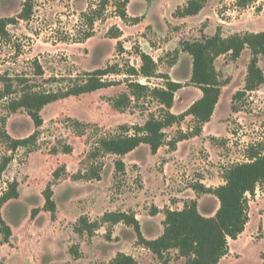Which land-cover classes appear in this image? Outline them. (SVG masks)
<instances>
[{
    "label": "rangeland",
    "instance_id": "rangeland-1",
    "mask_svg": "<svg viewBox=\"0 0 264 264\" xmlns=\"http://www.w3.org/2000/svg\"><path fill=\"white\" fill-rule=\"evenodd\" d=\"M188 1L128 0L127 19L121 20L114 0H36L29 20L0 31V162L12 158L0 192L16 182L19 193L0 209L10 229L7 236L0 231V264H111L119 252L138 264L186 263L176 250L158 258L139 245L131 227L119 223L114 229L117 224L106 215L138 213L149 219L158 210L155 202L162 212L169 202L172 211L196 203L206 218L216 213L220 203L208 191L224 185L227 170L249 162L250 148L264 141V83L232 101L245 86L249 49L236 60L227 54L214 63L223 85L210 127L217 138L197 139L194 151L182 145L179 156L169 155L175 141L197 126L188 116L164 130L156 157L147 145L119 157L104 152L100 142L131 136L149 120H164L168 109L154 90L166 89L168 79L184 85L174 94L171 114L180 116L195 102L192 60L183 52L184 43L264 32V0H245V5L205 0L197 15L182 18ZM22 5L23 0H0V20L15 19ZM142 54L154 63L150 77L139 73ZM258 66L264 76V56ZM97 70L107 72L101 77L105 87L64 96ZM27 89L60 98L40 111L35 142L11 152L6 136L24 139L35 131L28 112L12 106ZM119 160L122 172L115 166ZM48 188L54 213L43 209ZM247 202L244 231L228 239V253L218 264H264V184L247 195ZM82 219L95 226V233L83 227ZM161 225L159 219L144 221L146 236L152 239Z\"/></svg>",
    "mask_w": 264,
    "mask_h": 264
},
{
    "label": "trees",
    "instance_id": "trees-1",
    "mask_svg": "<svg viewBox=\"0 0 264 264\" xmlns=\"http://www.w3.org/2000/svg\"><path fill=\"white\" fill-rule=\"evenodd\" d=\"M35 1L23 0L22 9L15 19L0 20V31H3L7 24L29 20L33 15ZM204 1L189 0L186 7L180 11V17L197 15L202 9ZM114 3L117 16L121 20H126L128 0H114ZM245 3V0L240 1L241 5H245ZM246 48L250 51L251 59L247 66L245 86L243 90L234 94L232 101L256 91L264 83L263 72L258 66V57L264 56V32L236 34L229 38H222L216 34L201 42H186L183 52L187 53L192 60L190 82L201 91L202 97L180 116L171 114L174 94L184 85L168 79L166 89L154 90L161 104L168 109V116L164 120H149L142 128H137L136 133L131 136L103 139L100 142L101 149L108 154L123 157L133 152L140 145H147L150 152L155 155L164 144V130L171 127L177 120H182L188 116L195 120L197 126L192 129L190 134H182L173 146L175 147L178 142L200 136L203 126L210 121L214 113L223 86L218 79L214 66L215 61L220 56L227 54L236 60ZM141 59L143 66L139 73L145 77H150L155 67L154 63L145 54L141 55ZM106 73L105 70H97L87 74L88 80L85 84L65 92L64 96H76L105 87L107 84L101 81V77L105 76ZM59 98L60 96L54 93L40 94L33 92L32 89H27L23 90L20 98L12 100L14 110L23 108L28 112L35 131L24 139H12L6 136L9 151L14 152L35 142L37 129L42 125L40 111L44 106L57 101ZM11 161V157H5L0 162V180ZM115 166L118 171H124L123 161H117ZM224 181V185L208 191L220 203L219 209L212 217L202 216L197 210L196 203H192L190 207L187 206L181 211L167 210L163 222V234L155 240H146L142 236L139 222L135 216L110 213L106 217L112 224L124 223L131 227L137 236L139 245L146 247L160 259L170 250H176L180 257L186 259L185 264H218L221 258L228 253V239L236 240L248 222L247 195H254L256 187L264 184V141L250 148L249 162L230 167L225 174ZM18 197L17 183H9L8 188L0 192V209L5 203L12 199H18ZM43 209L52 213L56 210L53 192L50 188L44 194ZM37 211L34 210L32 216ZM81 224L89 230L90 234L95 233L93 224H89L85 219L81 220ZM0 231L4 232L6 236L10 235V229L1 218V214ZM111 264L138 263L131 256L118 253Z\"/></svg>",
    "mask_w": 264,
    "mask_h": 264
},
{
    "label": "crops",
    "instance_id": "crops-1",
    "mask_svg": "<svg viewBox=\"0 0 264 264\" xmlns=\"http://www.w3.org/2000/svg\"><path fill=\"white\" fill-rule=\"evenodd\" d=\"M179 83V82H178ZM196 90V100L197 101L198 99H200L202 97V93L201 91L198 89V88H194ZM193 103V102H192ZM219 103V101H218ZM217 103V105H218ZM174 104H176V99L174 101ZM216 105V107H217ZM216 107H215V110H216ZM215 110H214V113L210 119V121L208 123H206L204 126H203V129H202V133L200 136H197V137H192V138H189L188 140H184V141H181L177 144V148L176 150L172 151L171 153H169V155H174V156H179V153L181 151V148H182V145H185V148L186 149H189V150H192L194 151V148L192 147V143L197 140V139H201V138H207V137H214V138H217L218 137V134L217 132H215V128H210L212 123L214 122V118H215ZM172 111H173V107H172ZM174 113V112H172ZM175 115H177L176 113H174ZM142 145H140L138 148H140ZM137 148V149H138ZM137 149H135L133 152L129 153L128 155L126 156H129V155H132ZM149 152H150V149H149ZM153 157H156L155 155H152ZM174 161V160H173ZM165 166H171V162H167L165 164ZM160 176H163L162 173H158ZM158 200V198H156V201ZM168 205H169V210L172 211L173 210V205H171V203L168 202ZM155 207H157V211L155 212V215H152V216H148L149 219H145V220H142L139 218V215L138 213L135 215V218L136 220L139 222V225H140V230H141V234L142 236L146 239V240H155L157 238H159L162 234H163V225L160 226L159 229H155L154 233H153V237H151L152 239H150V237H147L145 232H144V228H143V222L144 221H151V220H156V219H159V222L160 224L162 222H164V215H165V212H162V207L158 206V204L155 202ZM180 210V209H179ZM200 211V210H199ZM202 215V214H201ZM203 216V215H202ZM206 217V216H204ZM208 217H211V216H207ZM121 224H117L116 226H114V229H116L117 227H119ZM125 228H128L130 229V227H126ZM119 253H122V252H119ZM124 254V253H122ZM125 255H128V254H125Z\"/></svg>",
    "mask_w": 264,
    "mask_h": 264
}]
</instances>
